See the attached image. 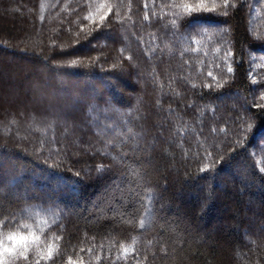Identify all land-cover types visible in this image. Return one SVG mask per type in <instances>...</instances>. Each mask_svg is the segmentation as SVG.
I'll list each match as a JSON object with an SVG mask.
<instances>
[{"label":"trees","instance_id":"trees-1","mask_svg":"<svg viewBox=\"0 0 264 264\" xmlns=\"http://www.w3.org/2000/svg\"><path fill=\"white\" fill-rule=\"evenodd\" d=\"M76 1L40 22L35 0H0L22 14L0 16V154L19 165L4 176L13 193H0V223L46 198L19 194L30 173L63 184L48 196L66 192L72 211L62 231L24 235L10 264H264V0ZM51 72L100 82L77 117L86 135L55 132L41 148L29 126L52 102ZM119 169L113 209L101 189ZM148 188L155 219L132 239Z\"/></svg>","mask_w":264,"mask_h":264},{"label":"rangeland","instance_id":"rangeland-1","mask_svg":"<svg viewBox=\"0 0 264 264\" xmlns=\"http://www.w3.org/2000/svg\"><path fill=\"white\" fill-rule=\"evenodd\" d=\"M35 1H36L34 4L36 9L35 13H38V16L40 15L38 18L40 22L41 20H43L44 14H46L48 11L53 10V8L56 7V5H62L67 2V0H35ZM81 2L82 1L73 0L72 2L69 3H72L73 6L78 7V5L81 4ZM25 11L29 12L30 9L29 10L26 9ZM5 13L0 11V16L5 18L7 17L9 20L12 21H17L16 19L22 15L21 14L16 18L15 16L11 17L12 12L10 13V15L9 12L8 13L5 12ZM217 49H218L217 47L212 49L213 55L217 53ZM224 58L225 56L223 57L222 55L221 57L222 62L224 61ZM9 59L11 60V57ZM63 59L65 60L66 58H60L61 61H63ZM67 62H59V63L65 64ZM219 66H220L219 63L213 66L215 73L213 77L214 79L213 81H215L216 84L221 82L223 78L221 76L222 74ZM39 71L40 74L42 75V73H44V71L46 70L42 68ZM60 73L61 74H55L51 72L50 76L49 75L46 76V79L44 80V84L46 85V87L50 89L49 90L50 97L48 98L46 96H43L42 100L50 99L52 100V102L50 103L48 101L49 103L47 102L48 106L46 110L40 112L41 121L39 122L40 123L39 126L38 127H36V125L29 126V129L35 131V133L38 135V139H39L38 145L41 148L52 147L51 141L53 139V135L56 133L61 138L75 137L76 134H80L79 137L76 136V138H81L86 135L85 128H87V126L86 127L83 126L85 122H82L83 125H80L77 122H81V120L78 121L77 117L79 118L81 117L80 119H82L84 113H86V108H84L85 103L89 98L93 96L91 87L95 86L96 82L98 84L100 82L97 80L98 78L92 79L93 82L91 83L90 82L91 80L89 81V79H86L85 77H82L80 75H76V74L68 75L63 72ZM57 79L65 82L63 90H59L56 87H54L53 82H55V80ZM3 103L6 107L9 106L10 99L9 98L3 99ZM81 107L83 108L81 109ZM12 161L7 155L5 156L0 154V163L3 162L4 164H6L7 166L6 168L8 169L6 175L5 174L3 175L0 172V185H1L0 193H2V190L4 188L9 189L11 193H13L12 191L13 189L8 187L10 183L4 178V176L14 175L15 173L18 174L17 173L18 168L16 166L19 165L15 163V160ZM242 168H243L242 166H237L235 164L230 166L229 169L225 170L223 174L219 176L220 179L223 181V186L224 187L228 186L227 184L240 177V175L238 174V170ZM19 172H22V169H20ZM122 174H123L122 169H119L118 171L111 170V172H109L108 175L106 176V180L102 185L101 190L103 192H106L108 196H111L110 197L111 199L113 198L112 199L113 209H116L117 203H119L117 199V195L118 193H120L119 191L122 189V184L120 180ZM29 175L30 176L27 185L21 186V189L24 191V193H19V194L20 195L27 194L28 196H33L35 193L39 191L46 198L44 200L35 201L28 205L23 206L21 209H19V211L9 215L8 218L4 219L2 223H0V240H3L4 243L10 248H12L13 245H10L8 241L5 239L6 234L8 235L10 233V234H15L17 236L37 235L39 237H46L48 235H53L56 234L57 232L62 231L65 228L69 216L72 212L68 206V203L65 201V198L67 196L66 192H63V194L61 193L56 194L55 197L57 198L55 199L52 196L51 197L48 196V193L51 191L52 188H54L55 186L56 188L63 187V184L59 183L56 179L54 181H50L47 180L46 178H42L41 175L35 176L33 173H30ZM36 181L42 185L37 186L35 183ZM67 184H68L67 182L64 183V187H68ZM70 194L74 195V193L72 192H70ZM12 195H14L15 198L18 197V194L17 195L12 194ZM153 195L154 194L152 190L148 188L146 192V196L144 198V206L138 218V224L136 226L137 229L134 232L132 239H139L141 237H145L147 234L145 233V228L152 223L153 219H155V217H153L155 216L153 211V202H154ZM154 205L156 206L157 203H155ZM248 205L251 204L248 202ZM221 207L223 211H225V207L223 208V206H220V208ZM251 210L254 214H257L259 212V207L258 208L252 207ZM99 213L104 218L106 219L108 218L106 214H104V212H99ZM24 247H25L24 242L17 243L15 245V250L13 248V251L10 254L3 253L2 257H0V264H2L1 262L2 260H4L5 263L8 261V264L13 262L11 259L14 257L13 256L14 253L22 252Z\"/></svg>","mask_w":264,"mask_h":264},{"label":"snow or ice","instance_id":"snow-or-ice-1","mask_svg":"<svg viewBox=\"0 0 264 264\" xmlns=\"http://www.w3.org/2000/svg\"><path fill=\"white\" fill-rule=\"evenodd\" d=\"M190 11H195L194 8L190 9ZM229 72L232 71L231 68L228 69ZM104 171H107L106 169H98V172H104ZM27 226V225H25ZM7 241L11 242L13 247L10 248L8 247L3 240H0V257H2L3 253H11L13 251V248L15 247V245L17 243H21L23 241H25L27 239V237L23 236V235H20V236H17L15 234H9L6 238H5ZM57 239H59V237H57ZM21 255L23 256L24 254L21 253ZM49 258L51 259V256H49ZM38 264V262H37Z\"/></svg>","mask_w":264,"mask_h":264}]
</instances>
